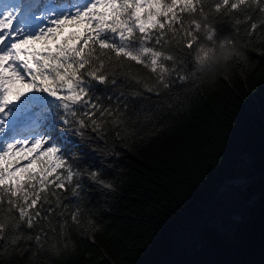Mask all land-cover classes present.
I'll return each instance as SVG.
<instances>
[{"label":"snow or ice","instance_id":"snow-or-ice-1","mask_svg":"<svg viewBox=\"0 0 264 264\" xmlns=\"http://www.w3.org/2000/svg\"><path fill=\"white\" fill-rule=\"evenodd\" d=\"M254 42L264 43V0H0V264H50L73 231L97 230L85 181L114 186L88 157L103 151L100 141L107 148L109 133L120 141L139 134L128 99L142 92L119 91V78L160 97L155 135L167 126L165 108L188 110L205 69L222 74L247 61ZM237 108L235 122L222 125V147L200 158L206 174L187 198L191 207L203 196L234 219L250 189L251 156L233 140L257 126L264 206V95Z\"/></svg>","mask_w":264,"mask_h":264},{"label":"trees","instance_id":"trees-1","mask_svg":"<svg viewBox=\"0 0 264 264\" xmlns=\"http://www.w3.org/2000/svg\"><path fill=\"white\" fill-rule=\"evenodd\" d=\"M246 51L247 61L229 64L222 74L216 67L205 69L188 110L177 114L165 108L160 123L167 126L155 135L150 129L161 115L160 97L118 79L119 91L126 95L142 92L128 99V114L136 120L130 127L139 134L120 141L109 133L107 148L98 142L103 151L91 153L88 160L114 190L85 181L97 230L88 235L73 231L66 253L50 264H264L258 126L250 136L233 140L234 150L251 156L250 189L239 218L231 210H212L203 196L191 207L187 201L206 174L200 158L222 147L219 133L229 131L222 125L235 122L240 101L255 96L258 102L264 95V43L254 42ZM97 91L114 95L115 90ZM149 115L151 121L145 119Z\"/></svg>","mask_w":264,"mask_h":264},{"label":"clouds","instance_id":"clouds-1","mask_svg":"<svg viewBox=\"0 0 264 264\" xmlns=\"http://www.w3.org/2000/svg\"><path fill=\"white\" fill-rule=\"evenodd\" d=\"M228 57H225V59H227Z\"/></svg>","mask_w":264,"mask_h":264}]
</instances>
